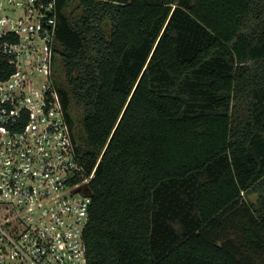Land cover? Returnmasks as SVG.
<instances>
[{
    "label": "trees",
    "instance_id": "trees-1",
    "mask_svg": "<svg viewBox=\"0 0 264 264\" xmlns=\"http://www.w3.org/2000/svg\"><path fill=\"white\" fill-rule=\"evenodd\" d=\"M57 24L90 264H264V0H58Z\"/></svg>",
    "mask_w": 264,
    "mask_h": 264
},
{
    "label": "built area",
    "instance_id": "built-area-1",
    "mask_svg": "<svg viewBox=\"0 0 264 264\" xmlns=\"http://www.w3.org/2000/svg\"><path fill=\"white\" fill-rule=\"evenodd\" d=\"M58 0H0V264H90L96 167L82 162L55 82Z\"/></svg>",
    "mask_w": 264,
    "mask_h": 264
},
{
    "label": "water",
    "instance_id": "water-1",
    "mask_svg": "<svg viewBox=\"0 0 264 264\" xmlns=\"http://www.w3.org/2000/svg\"><path fill=\"white\" fill-rule=\"evenodd\" d=\"M85 191H87V192H91V189H90L89 187H86V188H85Z\"/></svg>",
    "mask_w": 264,
    "mask_h": 264
},
{
    "label": "rangeland",
    "instance_id": "rangeland-1",
    "mask_svg": "<svg viewBox=\"0 0 264 264\" xmlns=\"http://www.w3.org/2000/svg\"><path fill=\"white\" fill-rule=\"evenodd\" d=\"M255 198V197H254Z\"/></svg>",
    "mask_w": 264,
    "mask_h": 264
}]
</instances>
